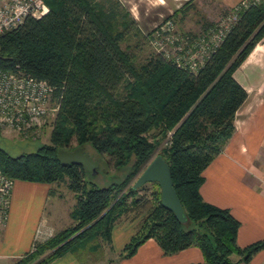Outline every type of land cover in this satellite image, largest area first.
<instances>
[{
  "label": "trees",
  "instance_id": "1",
  "mask_svg": "<svg viewBox=\"0 0 264 264\" xmlns=\"http://www.w3.org/2000/svg\"><path fill=\"white\" fill-rule=\"evenodd\" d=\"M44 1L43 16L27 17L0 36V69L46 81L56 115L48 142L36 150L13 156L0 147V169L13 180L64 183L75 198L73 224L36 243L14 264H47L97 239L109 241L113 225L128 213L141 222L121 257L153 238L164 254L194 246L204 264H234L240 258L248 263L264 248V239L240 247V222L228 208L206 202L200 186L247 98L233 72L264 36V0L227 9L235 19L195 72L159 53L136 63L131 45L122 43L134 35L138 43L140 30L120 0ZM192 1L167 18L186 13ZM212 26L203 23V32ZM73 141L92 148L98 167L111 176L107 185L88 179L90 172L78 164L58 161L57 150ZM156 154L169 165L184 223L161 204L157 182L132 187Z\"/></svg>",
  "mask_w": 264,
  "mask_h": 264
},
{
  "label": "crops",
  "instance_id": "2",
  "mask_svg": "<svg viewBox=\"0 0 264 264\" xmlns=\"http://www.w3.org/2000/svg\"><path fill=\"white\" fill-rule=\"evenodd\" d=\"M216 1L227 10L246 0ZM233 76L246 90L247 98L235 113L231 136L203 170L200 194L206 202L228 208L240 222L236 241L244 247L264 239V36ZM66 196L70 198L68 208ZM74 205L73 193L62 182L14 180L7 219L0 231V264H14L33 245L72 225L69 213ZM140 222V216H122L113 225L109 241L97 239L47 264H204L198 247L164 254L153 238L143 242L131 256L121 257L122 248ZM248 264H264V248Z\"/></svg>",
  "mask_w": 264,
  "mask_h": 264
},
{
  "label": "built area",
  "instance_id": "3",
  "mask_svg": "<svg viewBox=\"0 0 264 264\" xmlns=\"http://www.w3.org/2000/svg\"><path fill=\"white\" fill-rule=\"evenodd\" d=\"M48 11L44 0H0V36L21 25L25 18H40ZM230 18L235 19L230 15ZM210 28L197 36L176 34L168 18L158 25L148 40L165 60L195 72L217 46L227 30ZM51 86L23 71L0 69V132L37 138L48 114ZM53 110L57 107L53 105ZM13 179L0 169V231L8 215ZM234 264H248L237 259Z\"/></svg>",
  "mask_w": 264,
  "mask_h": 264
},
{
  "label": "rangeland",
  "instance_id": "4",
  "mask_svg": "<svg viewBox=\"0 0 264 264\" xmlns=\"http://www.w3.org/2000/svg\"><path fill=\"white\" fill-rule=\"evenodd\" d=\"M120 1L136 20V25L141 34V36H138V43L136 41L137 37L134 35L129 41L123 42L122 46L129 43L131 45V50L135 53L136 63H143L148 56L157 53L150 40H148V36L150 37L154 29L168 19L167 17L171 15L174 10L181 7L185 0ZM191 3L193 6L184 11L186 13H180L171 17L173 21V31H175L176 34H191L192 36H197L203 33V23H212L213 26L211 28L218 27L224 29L225 25H229L233 20V18H230V15L234 16V12L227 11L225 8L219 6L216 0H204V3L192 1ZM145 35L147 36L145 37ZM49 107L48 114L41 125V131L37 137L38 139L22 138L14 133L9 134L0 132V147L7 150L9 154L15 156L22 152L34 151L42 143H47L56 115V111L52 109L54 106L50 104ZM71 145L72 147L66 149L71 150L76 147L74 141ZM84 150L96 161V154L89 145H85ZM113 170L114 168L110 167L109 171L113 172ZM98 171L100 172L98 173ZM104 171V168L98 167L97 162L96 172H90L87 177L90 180H94L99 186H105L110 182L111 176L109 174H103ZM135 179L136 177L132 180V184ZM65 198V206L68 208V201L70 198L68 196ZM132 215L133 213H128L123 216L130 217ZM35 245L32 246L31 251L34 250Z\"/></svg>",
  "mask_w": 264,
  "mask_h": 264
},
{
  "label": "water",
  "instance_id": "5",
  "mask_svg": "<svg viewBox=\"0 0 264 264\" xmlns=\"http://www.w3.org/2000/svg\"><path fill=\"white\" fill-rule=\"evenodd\" d=\"M56 158L61 163L78 164L85 171L96 172L97 162L80 146L71 150L60 148L56 152ZM150 182L158 183L161 204L171 210L180 222H186V214L173 187L169 165L160 154H156L149 159L143 169L136 175L132 187L137 188Z\"/></svg>",
  "mask_w": 264,
  "mask_h": 264
}]
</instances>
